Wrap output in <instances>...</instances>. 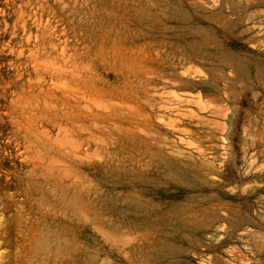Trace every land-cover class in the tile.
<instances>
[{"label": "rangeland", "instance_id": "obj_1", "mask_svg": "<svg viewBox=\"0 0 264 264\" xmlns=\"http://www.w3.org/2000/svg\"><path fill=\"white\" fill-rule=\"evenodd\" d=\"M0 264H264V0H0Z\"/></svg>", "mask_w": 264, "mask_h": 264}]
</instances>
